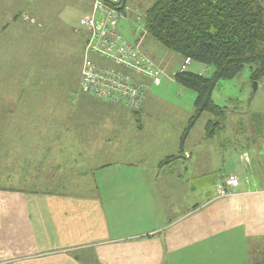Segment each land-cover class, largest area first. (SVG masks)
Instances as JSON below:
<instances>
[{
  "label": "crops",
  "instance_id": "1",
  "mask_svg": "<svg viewBox=\"0 0 264 264\" xmlns=\"http://www.w3.org/2000/svg\"><path fill=\"white\" fill-rule=\"evenodd\" d=\"M155 43L140 48L170 79L136 76L146 85L139 108L80 91L78 76L56 104L55 137L0 143V264H264V136L226 155L230 112L218 104L222 115L205 112L182 141L195 92L164 96L183 57ZM230 174L238 183L219 197Z\"/></svg>",
  "mask_w": 264,
  "mask_h": 264
},
{
  "label": "rangeland",
  "instance_id": "2",
  "mask_svg": "<svg viewBox=\"0 0 264 264\" xmlns=\"http://www.w3.org/2000/svg\"><path fill=\"white\" fill-rule=\"evenodd\" d=\"M90 1L0 0V143L6 142L8 146L9 141L13 140L56 136L54 128L57 120L62 119L59 112H55L58 108L56 104L64 90H68L65 83L74 85L80 76L88 30L84 21L89 13ZM154 1L125 0L131 10L127 12L129 19L134 21ZM125 21L120 24L121 31ZM144 37L154 42L149 36ZM160 48L166 51L164 47ZM90 59L97 64L112 65L94 54H90ZM190 63L185 71L196 73V68H204V75L209 76L213 70L198 61ZM249 75L246 66L233 78L221 80L212 94V99L230 112L222 120L224 133L234 138L225 147L228 156L238 155V151L245 150L246 137L260 139V136H264V77L257 80V89L253 93V82ZM35 76L38 78L35 79ZM182 90L180 93L177 84L175 88L168 87L164 96L181 94L185 99L191 93L193 98L192 91L186 88ZM172 99L177 98L169 99L175 103ZM162 110L174 109L162 103ZM210 117L209 113L204 112L197 121V127ZM159 118L163 124L172 122L170 116ZM45 126L47 129L42 130L41 127ZM1 152L0 155L5 154ZM208 177L202 180L205 186ZM182 184L190 186L193 182L188 184L182 181Z\"/></svg>",
  "mask_w": 264,
  "mask_h": 264
},
{
  "label": "trees",
  "instance_id": "3",
  "mask_svg": "<svg viewBox=\"0 0 264 264\" xmlns=\"http://www.w3.org/2000/svg\"><path fill=\"white\" fill-rule=\"evenodd\" d=\"M142 15L146 35L161 47L213 69L209 76L190 71L174 76L195 92L194 113L182 141L203 112H224L212 99L220 80L233 78L246 66L252 82L264 77V0H155ZM217 124L208 121L206 132L211 134Z\"/></svg>",
  "mask_w": 264,
  "mask_h": 264
},
{
  "label": "built area",
  "instance_id": "4",
  "mask_svg": "<svg viewBox=\"0 0 264 264\" xmlns=\"http://www.w3.org/2000/svg\"><path fill=\"white\" fill-rule=\"evenodd\" d=\"M91 9L85 16L88 28L86 44L80 69L79 89L107 100L137 109L143 103L146 85L136 76L150 80L170 79L166 69L140 48L145 38L146 29L143 16L134 21L129 19V8L122 0H92ZM129 19V20H128ZM129 21L134 41L123 36L120 24ZM90 54L101 57L112 65L97 64L90 59ZM192 59L186 57L179 72L186 70ZM76 95V93H74ZM238 178L233 174L226 176L224 183H217V195L227 194V187L236 186Z\"/></svg>",
  "mask_w": 264,
  "mask_h": 264
},
{
  "label": "water",
  "instance_id": "5",
  "mask_svg": "<svg viewBox=\"0 0 264 264\" xmlns=\"http://www.w3.org/2000/svg\"><path fill=\"white\" fill-rule=\"evenodd\" d=\"M252 85H253L252 87L254 88L253 89V93H254L257 89V81H253Z\"/></svg>",
  "mask_w": 264,
  "mask_h": 264
}]
</instances>
